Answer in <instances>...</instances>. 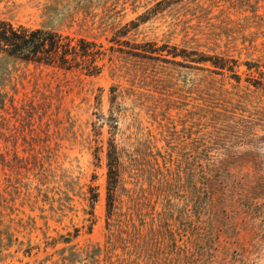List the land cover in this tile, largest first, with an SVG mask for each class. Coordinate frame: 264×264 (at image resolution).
Returning <instances> with one entry per match:
<instances>
[{"label": "rangeland", "instance_id": "obj_1", "mask_svg": "<svg viewBox=\"0 0 264 264\" xmlns=\"http://www.w3.org/2000/svg\"><path fill=\"white\" fill-rule=\"evenodd\" d=\"M0 19L105 51L93 74L0 52V264H264V0Z\"/></svg>", "mask_w": 264, "mask_h": 264}, {"label": "trees", "instance_id": "obj_2", "mask_svg": "<svg viewBox=\"0 0 264 264\" xmlns=\"http://www.w3.org/2000/svg\"><path fill=\"white\" fill-rule=\"evenodd\" d=\"M0 52L66 69L81 68L91 74L99 72L97 61L105 54L102 45L94 40L43 27L15 25L5 19H0ZM213 63L219 67L224 66ZM110 168L114 171L113 165Z\"/></svg>", "mask_w": 264, "mask_h": 264}]
</instances>
